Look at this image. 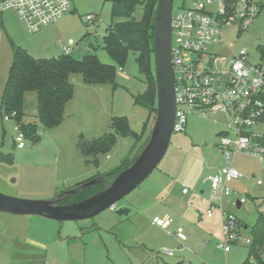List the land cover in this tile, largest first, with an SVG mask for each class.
<instances>
[{
	"label": "rangeland",
	"instance_id": "obj_1",
	"mask_svg": "<svg viewBox=\"0 0 264 264\" xmlns=\"http://www.w3.org/2000/svg\"><path fill=\"white\" fill-rule=\"evenodd\" d=\"M71 1L72 12L34 33L26 32L12 15L15 37L10 39L14 45L15 41H22L36 48L39 57H56L55 54L64 52L61 48L65 46L73 58L81 59L87 52L85 46H89L100 62L111 64V58L102 48L103 34L111 23V3ZM186 1L174 0V5ZM87 14L93 15L92 21L86 20ZM134 15L139 18L141 10L137 9ZM222 34L234 50L241 47L254 50L264 43V11L247 30L238 32L235 25L224 26ZM4 41L0 86L5 82L12 58L9 40ZM136 56V52H129L125 64L116 67L114 88L111 83L87 85L80 74H72L74 92L66 103L60 124L53 128L37 124L39 139L26 138L23 148H17L13 142V122L0 121V152L11 156V162L0 160V192L19 198L46 199L118 166L133 145L132 136H118L114 146L98 156V166L85 164L77 144L80 138L91 140L110 132L113 116L127 117L131 130L137 134L142 132L148 112L134 103L132 95L142 92L146 84L138 71ZM36 104V93H25L23 109L27 122L38 123ZM153 118L154 115L149 127ZM219 128L211 120L190 115L185 131L172 134L167 151L154 171L117 201L114 209L62 223L39 216L0 212V264H244L248 247L242 241L235 243L227 254L217 247L218 211L213 213V218L206 217L209 184L203 186L204 193L199 195L193 183L225 164L217 146ZM233 166L242 177L232 181L234 194L230 200L244 196L246 202L239 209L230 202H225L223 207L248 225L247 230L241 231L246 236L258 214H264V165L254 157L237 154ZM161 179H177L179 185L173 209L174 227L165 230L151 223L154 215L161 218L166 210V204L149 196L161 185ZM257 180L262 183L257 184ZM181 183L189 190L187 195L181 196ZM120 208H128L130 212L118 215L116 210ZM176 224L183 225L185 241L173 235ZM30 240L43 244V248ZM161 247L173 250L174 255H164Z\"/></svg>",
	"mask_w": 264,
	"mask_h": 264
},
{
	"label": "built area",
	"instance_id": "obj_2",
	"mask_svg": "<svg viewBox=\"0 0 264 264\" xmlns=\"http://www.w3.org/2000/svg\"><path fill=\"white\" fill-rule=\"evenodd\" d=\"M11 9L28 33L61 19L72 10L71 0H0V11ZM264 11V0H188L173 8L171 22V59L175 79V120L173 133L185 131L188 117L196 115L220 126L217 146L225 164L205 178L209 184L206 217L215 211L220 215V239L217 247L224 253L239 240L249 245V236H242L240 220L224 209L225 202L243 205L244 196L230 200L231 183L242 177L233 166L237 154L256 158L264 165V43L254 50L229 47L223 34L224 26L247 30ZM92 21L93 15L87 14ZM64 52L68 49L63 47ZM15 113L2 119L13 122L14 143L25 146V136L14 121ZM258 127V128H256ZM261 184V180L256 181ZM187 192V188H183ZM152 223L162 229L171 224L167 218L153 217ZM174 236L186 240L184 229L177 226ZM167 256L173 250L161 247ZM264 264V243L259 248ZM248 264H259L249 256Z\"/></svg>",
	"mask_w": 264,
	"mask_h": 264
},
{
	"label": "trees",
	"instance_id": "obj_3",
	"mask_svg": "<svg viewBox=\"0 0 264 264\" xmlns=\"http://www.w3.org/2000/svg\"><path fill=\"white\" fill-rule=\"evenodd\" d=\"M111 3V23L106 27L102 37V48L112 60L111 64L99 61L95 53L87 52L81 59L68 54L56 57L35 58L20 46H12V61L8 69L0 102V117L15 113L14 121L20 125L25 138L33 141L39 139L37 124L44 128H53L60 124L65 104L73 96L72 74H80L87 85L111 83L114 88L116 67H122L129 52H136L138 71L146 87L142 92L132 95L135 104L145 108L148 118L142 132L131 130L125 116H113L110 120L111 131L91 140L80 138L78 149L85 159V164L98 166V156L107 153L115 144L118 136H132L134 143L121 163L106 173L114 174L125 169L134 160L147 140L150 119L155 115L156 89L153 68V31L157 0H104ZM137 9L141 10L139 18L135 17ZM27 92L36 93V118L38 123L23 121V101ZM0 160L11 162V156L0 152ZM100 175L97 173L91 178ZM86 179L87 180H90ZM84 182V181H83ZM79 183H76L77 185ZM103 185L94 184L83 192L76 193L60 204H70L99 192ZM250 244L248 255H253L259 264V248L264 243V214L259 213L249 232Z\"/></svg>",
	"mask_w": 264,
	"mask_h": 264
},
{
	"label": "water",
	"instance_id": "obj_4",
	"mask_svg": "<svg viewBox=\"0 0 264 264\" xmlns=\"http://www.w3.org/2000/svg\"><path fill=\"white\" fill-rule=\"evenodd\" d=\"M173 8L174 0H157L152 39L156 111L147 140L136 158L117 173L97 175L46 199L19 198L0 192V212L39 216L60 223L90 218L108 208L114 209L117 201L131 193L154 171L167 151L175 120V79L171 59ZM98 183L103 185L99 192L70 204H60ZM239 206L237 202L236 208ZM128 212V208L116 210L118 215Z\"/></svg>",
	"mask_w": 264,
	"mask_h": 264
},
{
	"label": "crops",
	"instance_id": "obj_5",
	"mask_svg": "<svg viewBox=\"0 0 264 264\" xmlns=\"http://www.w3.org/2000/svg\"><path fill=\"white\" fill-rule=\"evenodd\" d=\"M5 10H9V11H5V12H9L8 14H5L4 10L3 11H0V56L2 55V51H5L6 50V44H5V38L9 40V44H10V47H11V50H12V46H11V42L12 40L10 39V37H15L13 34V30H12V26L13 24L11 23L10 21V17L13 15L15 17V19L18 21L15 13L13 10L11 9H5ZM72 12V10L70 11ZM69 14V13H68ZM19 22V21H18ZM20 23V22H19ZM21 24V23H20ZM23 27V26H22ZM104 35V34H103ZM72 40L69 39V42H71ZM17 44H15V46H20L22 47L23 49H25L30 55H34L33 57L35 58H49V57H53V56H47V57H39L37 53V49L34 48V47H30L28 46L25 42H22V41H15ZM13 43V42H12ZM14 44V43H13ZM65 47V46H63ZM68 49V52H63L62 51V54H68L71 56L70 52H69V48L68 47H65ZM63 50V48H61ZM85 49L87 52H90V47L89 46H85ZM35 51V52H34ZM86 52V53H87ZM85 53V54H86ZM84 54V55H85ZM61 55V53H57L55 54L54 56H59ZM12 57V56H11ZM73 57V56H72ZM11 61H12V58H11ZM10 67V66H9ZM8 74V73H7ZM7 78V76H6ZM6 80V79H5ZM5 83V82H4ZM4 83L1 84L0 86V102H1V95H2V91H3V86H4ZM25 97V95H24ZM24 102V101H23ZM66 106V104H65ZM64 111H65V107H64ZM23 112H24V116H23V121L25 123H30V122H27L25 117H26V114H25V111L23 109ZM0 121L2 122L3 119L0 117ZM14 142V141H13ZM134 143V141H133ZM207 176H205L206 178ZM252 177H254V175H252ZM197 179L196 181H194L193 183L195 184V187H196V193L198 192L199 195L203 194L204 193V190H203V186L207 185V180L206 179ZM85 181V180H84ZM159 181H163L162 183H160L161 185H159V187L156 189V190H152V192L149 194L150 196V199L153 198L154 200L156 201H160L164 204H166V210L163 212L162 214V217L161 218H167V219H170L171 220V224L169 225V227H174V202H175V199L177 197V195L179 196V192H176V189L178 188V181L177 179H161ZM157 181V182H159ZM83 182V181H82ZM77 183H81V182H77ZM156 183V182H155ZM192 183V184H193ZM260 185V184H259ZM181 187H182V190H181V196H184V195H187L189 193V190H187V192H183V188H185L184 184L181 183ZM191 201H193V198H190ZM198 201V200H197ZM208 201L205 200V207L206 209L208 208ZM243 205H240V207H242ZM237 208V209H239ZM129 212H130V209H129ZM200 210H196V213H199ZM157 216V215H154V217ZM208 218V217H207ZM210 218H213L212 217H209L208 219ZM153 219V218H152ZM240 220V219H239ZM217 223V226L219 228V234H220V215L219 213H217V218H216V221ZM241 225H242V228L240 230V234L243 235L241 233L242 230H247L248 229V225L244 224L241 220ZM152 223V222H151ZM157 226V225H156ZM177 226H181L183 227L182 224H176L175 227ZM168 227V228H169ZM166 228V229H168ZM162 229V228H161ZM165 230V229H163ZM175 229H173V235H174V231ZM250 232V230H248ZM246 236H249V235H246ZM32 243L34 244H39L42 248H43V244L37 242V241H34V240H30ZM25 247V246H24ZM248 247V246H247ZM42 253H44L45 255V252L44 250H40ZM231 251V250H230ZM229 251V252H230ZM41 253V255H42ZM224 253V252H223ZM228 253V252H227ZM225 253V254H227ZM248 264V263H247Z\"/></svg>",
	"mask_w": 264,
	"mask_h": 264
}]
</instances>
